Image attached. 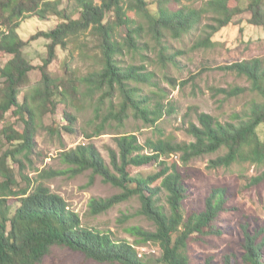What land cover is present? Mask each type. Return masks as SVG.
Instances as JSON below:
<instances>
[{"label": "trees", "instance_id": "16d2710c", "mask_svg": "<svg viewBox=\"0 0 264 264\" xmlns=\"http://www.w3.org/2000/svg\"><path fill=\"white\" fill-rule=\"evenodd\" d=\"M153 1L154 11L149 10L152 3L147 0H75L78 18L72 19L60 9V0H0V60L9 56L0 64V264H42L53 248L67 249L100 264H189L187 248L193 234L220 237L226 231L219 225L220 213L233 212L225 206L226 191L212 189L202 211H185L189 190L181 167L214 154L218 156L209 165L213 169L264 165V133L263 137L258 133L260 127L264 132V67L258 59L224 67L245 77L250 92L257 97L236 124H221L208 114L196 113L197 125L190 123L186 129L193 138L189 143L147 139L140 144L135 135L118 133L114 137L117 150H109V164L92 145H78L61 153L73 176L91 171L120 191L108 199H92L94 215L132 198L139 200V213L153 224L154 231L130 227L127 232L138 240L135 244L111 232L84 227L61 196L38 180L21 176V182H17L8 163H17L19 156L27 157L39 122L47 114H56L60 106L78 112L90 109L95 119H101L95 136L103 132L105 124L115 122L122 127L128 118L153 127L162 116V105L150 104L143 95L144 86H156L152 82L154 74L144 65L152 61L144 52L151 49L156 58L153 63H158L161 71L168 64L176 66L178 54L168 52L167 36L173 41L194 39L193 49L211 48L215 44L211 37L236 24L235 18L245 13L249 14L248 24L264 28V0H201L200 5L195 0H186L187 5H181L182 0ZM129 12L136 19H131ZM49 17L61 22L30 37L47 41L42 64L33 66L23 55L26 41L18 30L27 20L44 21ZM204 19L212 24L202 25ZM121 28L125 36L119 42L116 35ZM82 36L95 40L98 67L79 76L71 66L75 50L82 57L86 54L80 43ZM143 38H149V42L141 43ZM57 48L68 55L61 77L48 70L57 58ZM124 54L132 59L138 56L142 65H122ZM35 69L39 79L31 84L29 73ZM163 76L175 86L172 79ZM23 89L27 92L20 101ZM9 113L22 123L21 131L6 122ZM63 120L68 123L62 129L70 131L75 118L65 111ZM171 156H178L181 166L175 161L167 163ZM149 164H156L159 171L146 177L131 175V168ZM161 194L167 210L160 205ZM240 229L241 252L226 256L225 264H264V226L253 233L247 224H240ZM147 243L159 249V257L137 252L136 247ZM204 264L213 263L208 258Z\"/></svg>", "mask_w": 264, "mask_h": 264}, {"label": "rangeland", "instance_id": "374dc122", "mask_svg": "<svg viewBox=\"0 0 264 264\" xmlns=\"http://www.w3.org/2000/svg\"><path fill=\"white\" fill-rule=\"evenodd\" d=\"M125 1V0H123ZM149 10L154 11L153 0H147ZM197 5L201 0H195ZM244 1V0H242ZM60 9L72 19L78 18L75 0H60ZM189 4L182 0L181 5ZM174 9H177L175 6ZM136 19L134 13L127 14ZM249 14H242L235 18L236 24L229 25L211 37L214 46L211 48L193 49L194 39L184 38L182 41H173L168 36L165 44L170 54L176 56V66L168 64L161 71L158 63H153L155 56L148 48L144 55L152 63H145L147 71L154 74L152 82L155 87L144 86L143 95L149 98V103L159 102L162 105V116L153 127L143 125L140 120L128 118L122 127L115 122L105 124L103 132L95 136L97 120L90 109L76 111L74 108L66 109L60 106L54 115L47 114L39 122L37 132L32 141V150L25 156H19L17 163L8 161L15 174L17 182L21 176L32 181L38 180L47 186L51 192L61 196L69 208L77 213L84 227L100 232H111L116 238L135 244L138 241L127 230L138 227L145 231H154L153 224L140 215V204L137 198L121 202L107 211L94 215L90 209V201L104 200L118 195L120 191L102 181L99 176H93L91 171H85L73 176L67 164L62 161L61 153L74 149L78 145H92L101 155L106 164H109V150H117L114 137L118 133L133 134L140 144L147 139H171L177 142H192L193 138L186 132L190 123L197 125L196 113L208 114L221 124H236L247 113L251 103L256 101L255 94L250 92V84L242 75L224 67L258 59L264 67V28L255 27L247 23ZM61 21L56 17L39 21L31 19L23 22L18 30L19 36L26 41L23 55L33 66H40L46 55L47 41L43 38L30 40V37L39 31H48ZM210 19H204L202 25H211ZM201 33L198 31L197 34ZM125 36L124 28L119 29L116 40L121 42ZM141 43L149 42V38L139 40ZM84 57L74 52L72 69L79 76L96 70L98 60L96 42L92 37H80ZM57 58L48 67L50 73L57 77L62 76V64L67 52L56 49ZM9 56L0 60L4 64ZM122 65H142L137 56L130 54L121 58ZM163 74L172 79L175 86L169 85ZM30 83L39 79V72L35 69L29 73ZM27 89H23L19 100H22ZM116 102V101H115ZM69 113L75 118L70 131L63 130L61 126L67 123L63 120V113ZM6 122L15 126V130L23 129L22 123L9 113ZM2 124L0 123V128ZM258 133L263 137V129ZM8 148V147H6ZM218 155H206L191 160L187 166L181 167L186 175V184L189 196L185 200V211H202L204 201L212 189L226 191L225 206L233 212L219 214V225L226 231L220 236L200 238L193 234L188 243L187 256L189 264H204L210 258L213 264H225L228 255L238 256L241 252L240 242L242 231L240 224H247L248 230L254 232L264 226V165L251 166L249 164L232 165L229 168H210V161ZM175 161L181 166L178 156L167 159V163ZM160 168L156 164L131 168L134 177H146L155 174ZM42 175L41 177H39ZM158 181L154 186L159 185ZM160 205L165 207V196L160 195ZM140 255L152 258L160 256L159 249L152 243L136 247ZM42 264H100L77 253L62 248H53Z\"/></svg>", "mask_w": 264, "mask_h": 264}, {"label": "built area", "instance_id": "2783aa9c", "mask_svg": "<svg viewBox=\"0 0 264 264\" xmlns=\"http://www.w3.org/2000/svg\"><path fill=\"white\" fill-rule=\"evenodd\" d=\"M172 158H176V156H171Z\"/></svg>", "mask_w": 264, "mask_h": 264}]
</instances>
